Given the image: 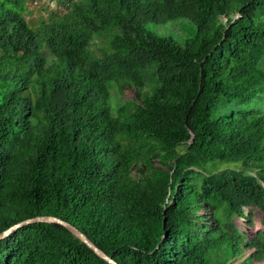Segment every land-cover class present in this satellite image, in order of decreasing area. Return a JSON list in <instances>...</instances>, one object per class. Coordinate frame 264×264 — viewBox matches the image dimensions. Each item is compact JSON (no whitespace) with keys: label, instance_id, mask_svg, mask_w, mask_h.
I'll use <instances>...</instances> for the list:
<instances>
[{"label":"trees","instance_id":"1","mask_svg":"<svg viewBox=\"0 0 264 264\" xmlns=\"http://www.w3.org/2000/svg\"><path fill=\"white\" fill-rule=\"evenodd\" d=\"M57 1L34 28L0 0V233L54 215L119 264L264 260V0ZM0 264L111 263L36 222Z\"/></svg>","mask_w":264,"mask_h":264},{"label":"rangeland","instance_id":"2","mask_svg":"<svg viewBox=\"0 0 264 264\" xmlns=\"http://www.w3.org/2000/svg\"><path fill=\"white\" fill-rule=\"evenodd\" d=\"M26 7L27 11L24 13L26 19L29 23L34 27L37 28L41 25L42 22H50L52 19H55L59 16H62L67 11V6L59 2L57 0H26ZM102 43V42H99ZM154 77L152 71L149 70L146 73V80L148 82L153 81ZM114 89L116 90L115 93H119L121 89H124V96L125 98H133L134 94L131 89H125L123 86L118 85L115 86ZM117 95V94H116ZM237 164V165H235ZM240 163H227L221 161H208L202 162L201 168L202 170L214 171V170H222L227 167H241ZM252 223L249 222L248 219L243 217H236L235 221L237 225L249 235V238L253 237L255 233L259 230L263 229L262 225V218L263 214L258 208L252 207ZM245 213L249 214V210L246 208ZM250 251H247V254ZM242 260L235 261L234 264H241ZM253 264H264V260L262 261H254Z\"/></svg>","mask_w":264,"mask_h":264},{"label":"water","instance_id":"3","mask_svg":"<svg viewBox=\"0 0 264 264\" xmlns=\"http://www.w3.org/2000/svg\"><path fill=\"white\" fill-rule=\"evenodd\" d=\"M36 222H49V223H58L60 225L68 228L76 237L86 243L97 255L105 259L111 264H119L111 255H108L103 249L97 246L85 233H83L78 227L72 223L54 215H38L31 218L24 219L10 226L6 230L0 233V239L5 238L10 235L13 231L18 229L21 226L36 223Z\"/></svg>","mask_w":264,"mask_h":264}]
</instances>
